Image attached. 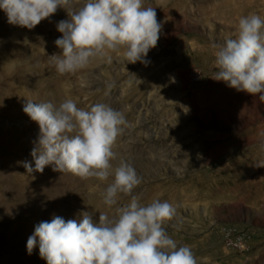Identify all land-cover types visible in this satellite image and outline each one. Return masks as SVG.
Returning a JSON list of instances; mask_svg holds the SVG:
<instances>
[{"label":"rangeland","instance_id":"1","mask_svg":"<svg viewBox=\"0 0 264 264\" xmlns=\"http://www.w3.org/2000/svg\"><path fill=\"white\" fill-rule=\"evenodd\" d=\"M83 3L69 0L66 7L75 11ZM143 6L155 8L162 25L147 64L127 63L122 48L106 49L104 57L61 75L50 56L59 51L54 42L63 34L56 25L70 19L68 10L58 7L35 28L23 27L35 64L47 70L53 104L71 98L85 110L105 103L123 114L126 123L112 146L113 169L121 159L146 163L145 172L131 164L141 179L134 197L142 205L152 202L148 190L161 201H168L160 197L162 191L173 197L168 202L175 214L163 227L178 246L191 248L197 264H264V166H256L264 163V103L260 94L237 91L211 77L217 71L212 45L235 39L240 17L255 13L264 18V0H143ZM5 15L0 8V26ZM6 28H0L5 29L0 42L9 34ZM43 29L52 36L41 42L33 34ZM40 52L45 55L38 57ZM195 69L202 75L192 85ZM9 79L0 83V108H6L0 113V264H47L38 237L28 254L35 226L54 215L65 220L78 214L75 220H80L88 213L95 220L96 209L111 207L102 194L114 172L106 180L53 171L54 165L28 173L21 162L35 168L31 151L40 131L13 114L23 106L11 101ZM75 177L84 188L78 196L70 187ZM167 179L174 188L154 189ZM228 182L231 191L225 188ZM226 222L245 231V248L224 230Z\"/></svg>","mask_w":264,"mask_h":264},{"label":"clouds","instance_id":"2","mask_svg":"<svg viewBox=\"0 0 264 264\" xmlns=\"http://www.w3.org/2000/svg\"><path fill=\"white\" fill-rule=\"evenodd\" d=\"M68 2L0 0V8L9 24L31 30L58 7L67 9ZM68 15L70 19L56 25L63 35L54 43L62 53L50 56L61 75L84 68L92 58L104 57L106 49L122 48L127 63L147 64L145 58L160 38L162 25L155 8L143 6V0H84L77 10H68ZM212 47L217 71L211 77L237 91L260 94L259 101L264 103V18L255 13L240 17L236 38H225ZM23 110L40 128L31 151L35 168L21 162L28 173H42L46 165H54L53 171L106 180L114 172L113 182L102 194L108 206L116 204L118 193L130 194L141 183L129 162L121 159L114 169L111 164L112 146L126 123L121 112L105 103L85 110L71 98L59 106L27 99ZM174 214L168 201L155 199L142 205L133 197L114 216L100 211L98 222L88 213L67 222L54 215L50 222L35 226L27 240L28 254L38 237L40 256L47 264H197L191 248L178 246L163 227Z\"/></svg>","mask_w":264,"mask_h":264},{"label":"bare ground","instance_id":"3","mask_svg":"<svg viewBox=\"0 0 264 264\" xmlns=\"http://www.w3.org/2000/svg\"><path fill=\"white\" fill-rule=\"evenodd\" d=\"M5 13V11H4ZM3 24L0 26V28L7 27L9 30V34L6 35L4 33V37L1 39L0 42V80L1 84H5L6 80L10 78L9 80H12L13 83L10 81L7 82V84L11 85V88L13 90L14 97L11 100L13 103L19 104L24 107V103L27 101V99L36 100L34 102H52L53 100L50 97V91H49V84H48V76H47V70L44 66L41 64H35L36 57L31 51V48L29 47V36L27 32H23V27H20L18 25H12L8 23L7 15L3 16L2 18ZM6 28V29H7ZM5 29L0 30V32H4ZM35 38H37L39 41H44L48 37L52 36L47 30H44L40 32L38 35L33 34ZM33 36H31V40L33 39ZM27 41V42H26ZM62 53V49L59 48L58 54ZM41 55H45L43 52H40L38 57ZM52 63V61H51ZM17 82V84H16ZM0 92L3 94V90L0 87ZM4 92V96H5ZM0 113H6V108H0ZM10 114V113H8ZM17 116V118L26 119L28 121H31L40 131L39 124L36 121H33L28 114L24 112L23 109H20L19 112L15 111L13 113ZM224 148L226 149V144H224ZM246 153L242 152L241 155H245ZM173 161V160H171ZM233 164V161L230 162ZM130 164L137 165L141 172H145L147 169V165L145 162L138 161L131 159ZM235 167H238L237 161H234ZM148 171L149 168H148ZM168 179L165 180L160 185H154V189L160 190L161 186H165L167 189H171L174 187H171L170 185H167ZM255 181H251L249 184L251 185ZM71 188H76L74 193L78 196V194L82 193L84 191V188L79 185L78 181H76V177L71 180ZM139 187L136 186L130 194H124L120 195L116 198V204L111 206L109 210L101 209L100 207L95 210V220L94 222H98L100 211L107 212L109 215L116 214V209L122 206H125L129 204L132 200V198L137 195L135 189ZM226 189H229L231 191L232 184L231 182H228L225 185ZM147 198L151 199L152 201L155 200L156 195L152 194L151 190H148L146 193ZM161 198H164L165 200H173V197L170 195H167L165 191H162ZM79 219L78 214H73L70 217H67L65 221L67 222L69 219ZM246 238H244V245L246 247Z\"/></svg>","mask_w":264,"mask_h":264},{"label":"built area","instance_id":"4","mask_svg":"<svg viewBox=\"0 0 264 264\" xmlns=\"http://www.w3.org/2000/svg\"><path fill=\"white\" fill-rule=\"evenodd\" d=\"M201 71L199 69H195L191 71L190 74V82L191 84H196L198 81H200L201 78ZM193 90H195L194 87H192ZM224 230H228L229 233L235 238L237 244L241 248H245L244 245V238H246V233L245 231L238 229L236 226L231 225L229 222H226V225L224 226Z\"/></svg>","mask_w":264,"mask_h":264}]
</instances>
